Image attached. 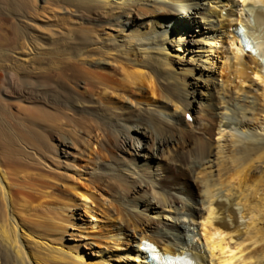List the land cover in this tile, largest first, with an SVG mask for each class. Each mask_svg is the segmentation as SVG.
Wrapping results in <instances>:
<instances>
[{"label":"bare ground","instance_id":"bare-ground-1","mask_svg":"<svg viewBox=\"0 0 264 264\" xmlns=\"http://www.w3.org/2000/svg\"><path fill=\"white\" fill-rule=\"evenodd\" d=\"M145 241L264 264V0H0V264Z\"/></svg>","mask_w":264,"mask_h":264},{"label":"rangeland","instance_id":"rangeland-1","mask_svg":"<svg viewBox=\"0 0 264 264\" xmlns=\"http://www.w3.org/2000/svg\"><path fill=\"white\" fill-rule=\"evenodd\" d=\"M195 19H197V18H195ZM191 38V35L190 36H188V38ZM184 40H186L187 39V35H184ZM196 39H197V36L195 37ZM175 41L176 42H178V38H175ZM195 110V109H194ZM114 139V140H113ZM112 140L113 141H111V144L109 145L110 147H111V149H112V153H113V155L114 156H116V157H128V158H130L129 157V155L128 154H124V153H122L119 149H118V147H117V142H116V136H114L113 138H112ZM52 141H54V142H56V144H59V141H55V139H52ZM114 141H115V144H114ZM48 142L50 143L51 142V140L49 139L48 140ZM113 144V146H111ZM114 147H116V149H114ZM95 148H96V150H97V146H95ZM93 149H94V147H93ZM95 150V149H94ZM118 150H119V152H118ZM77 151V152H76ZM79 151V152H78ZM120 152L122 153V154H120ZM70 153H71V155L70 154H68L67 155V157L65 158V157H62L63 158V160H67V161H69V159H70V161L71 160H74V163L75 164H85L86 163V161L87 162H89L88 161V158L87 157H85V156H82L81 155V153H82V151H81V149H80V146H76V149L74 150V149H71L70 150ZM77 153H79V154H77ZM118 153V154H117ZM120 154V155H119ZM72 155H74V156H72ZM125 155V156H124ZM74 159H73V158ZM126 157V158H127ZM83 158H84V160H83ZM76 159V160H75ZM77 161V162H76ZM65 166V165H64ZM65 169V168H64ZM84 171H85V169H84ZM86 172V171H85ZM84 172V173H85ZM125 190H122V194L124 195L125 194ZM75 212H76V216H78L79 217V215H84V211L80 208V209H78V210H75ZM84 212V213H83ZM81 213V214H80ZM153 218H155V219H158V218H163L164 217V219H166L167 218V216H166V214H163V215H161L160 217H157V215L156 214H152L151 215ZM91 220H93V221H96V218H89V221H91ZM83 221L81 220V219H77L76 220V223H82ZM83 227H85V226H83ZM82 229H85V228H82ZM71 231H73V230H71ZM74 231H77L78 233H82V231L80 230V229H75ZM84 232V231H83ZM86 232H84L83 234H85ZM86 234H91V233H86ZM76 238H81L80 236H77V235H75V238H73V239H75V240H72V242H77L76 240ZM83 238V237H82ZM79 240V239H78ZM82 241H84V240H82ZM79 242H81V241H79ZM88 251V250H87ZM88 252H90V250L88 251ZM87 257V256H86ZM88 258H89V255H88Z\"/></svg>","mask_w":264,"mask_h":264}]
</instances>
